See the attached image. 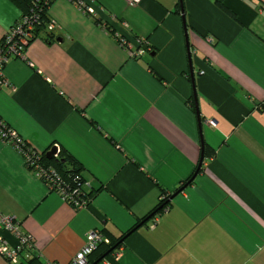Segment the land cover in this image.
<instances>
[{
	"label": "crops",
	"instance_id": "0c3cea01",
	"mask_svg": "<svg viewBox=\"0 0 264 264\" xmlns=\"http://www.w3.org/2000/svg\"><path fill=\"white\" fill-rule=\"evenodd\" d=\"M222 1L234 16L215 0L48 6L54 28L4 66L0 119L38 152H69L96 192L74 208L0 138L1 238L15 244L6 215L43 264H68L90 230L128 231L90 264H264V9ZM22 14L0 0V40Z\"/></svg>",
	"mask_w": 264,
	"mask_h": 264
},
{
	"label": "built area",
	"instance_id": "2783aa9c",
	"mask_svg": "<svg viewBox=\"0 0 264 264\" xmlns=\"http://www.w3.org/2000/svg\"><path fill=\"white\" fill-rule=\"evenodd\" d=\"M54 0H32L33 5L27 13H23L21 17L14 23V25L3 35L0 40V84L5 83L3 76V69L6 63L12 56H22L23 50L29 44L33 37V29L38 21L40 12V5L51 4ZM74 3L77 8L91 15H96L95 7L92 5L93 0H69ZM140 0H127L129 4H137ZM47 30L54 28V22L49 21ZM121 44L129 45L130 43L124 38H120ZM144 50L138 48L132 52V56L140 57ZM210 124H214L212 120ZM0 138L4 141L10 142L19 152H21L25 159V164L32 170L41 180L45 181L48 188L57 192L60 197L74 208H85L89 201L85 198L84 188H89V183L86 182L81 186L70 187L65 184L61 178L55 173L53 169L46 168L40 163V152L27 146L12 129H10L0 119ZM56 153L59 151L57 147ZM55 153V155H56ZM155 221V217L152 219ZM1 223L6 230L10 231L14 238L15 244L10 246L6 240L0 237V254L4 256L11 264L20 263V252L24 248H31L33 246V238L29 233L23 232L17 221L11 216H2ZM108 238L100 230H90L85 235L84 243L81 248L73 255L68 264H88V259L91 253L101 243H108ZM45 264H55L47 262Z\"/></svg>",
	"mask_w": 264,
	"mask_h": 264
},
{
	"label": "trees",
	"instance_id": "16d2710c",
	"mask_svg": "<svg viewBox=\"0 0 264 264\" xmlns=\"http://www.w3.org/2000/svg\"><path fill=\"white\" fill-rule=\"evenodd\" d=\"M17 6L21 9L22 13H27L28 10L32 7L33 2L32 0H12ZM261 6L262 9H264V0H257ZM215 4L226 14L229 16H234L233 13L225 6L222 0H215ZM50 5V4H49ZM40 12L38 16V21L35 24V27L33 29V33L35 30L38 28L42 27H47L48 20H47V9H48V4L47 5H40ZM26 143V142H25ZM27 146H30L28 143H26ZM48 150H45L43 152H40V163L46 167L53 169L55 173L61 178V180L65 183L68 184L70 187H76V186H81L84 183L88 182L82 175V166L81 164L66 150L64 149H59V151L56 153V155L51 156L50 158L46 156V152ZM203 154L205 156L207 155H212V150L209 146H207L205 143L203 144ZM188 181V180H187ZM186 181V182H187ZM45 183V181H43ZM185 182V183H186ZM46 184V183H45ZM47 185V184H46ZM181 188V187H180ZM85 190V198L90 201L92 194H94L96 191L92 190L90 185L89 188H84ZM169 196H161L158 204L151 210L147 216L142 218L140 221L141 222H146L150 218H154L161 210L164 209V207L167 206L169 203L168 200ZM140 222V223H141ZM128 232V231H127ZM127 232L123 233L119 237H109V242L108 243H101L97 246V248L91 253L88 259V264L92 262V258L95 255V260L102 259V257L108 252L111 253L115 249H117L125 239V236ZM25 251L27 254H29L27 257L22 254V251ZM20 252V263L21 264H43L39 258L32 253L31 248H24ZM107 255V254H106ZM105 255V256H106ZM104 256V257H105Z\"/></svg>",
	"mask_w": 264,
	"mask_h": 264
},
{
	"label": "water",
	"instance_id": "95a60500",
	"mask_svg": "<svg viewBox=\"0 0 264 264\" xmlns=\"http://www.w3.org/2000/svg\"><path fill=\"white\" fill-rule=\"evenodd\" d=\"M181 11H182V8H181ZM183 22H184V26H185V19H184V16H183ZM185 27H186V26H185ZM55 153H56V148H55V147H52V148H50V149L46 152V156L50 158L51 156L55 155ZM202 160H203V154H201L200 161H199V163H198V168L201 166ZM182 187H183V186H182ZM182 187L179 189V191L182 190ZM177 192H178V191H176L174 194H172V195H171V198H172ZM110 250H111V249H110ZM110 250H109V251H110ZM109 251H108V252H109ZM108 252H107L106 254H108ZM106 254H105V255H106ZM105 255H104V256H105ZM104 256H103V257H104ZM103 257H102V258H103Z\"/></svg>",
	"mask_w": 264,
	"mask_h": 264
}]
</instances>
